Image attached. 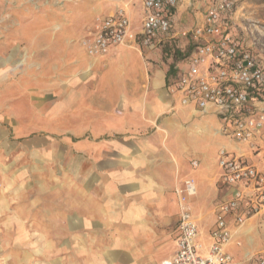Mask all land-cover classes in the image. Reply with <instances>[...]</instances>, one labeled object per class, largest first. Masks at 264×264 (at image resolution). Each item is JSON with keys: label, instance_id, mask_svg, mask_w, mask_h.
I'll return each instance as SVG.
<instances>
[{"label": "crops", "instance_id": "obj_1", "mask_svg": "<svg viewBox=\"0 0 264 264\" xmlns=\"http://www.w3.org/2000/svg\"><path fill=\"white\" fill-rule=\"evenodd\" d=\"M22 1L7 9L3 4L8 17L0 29V177L16 194L2 199L8 215L1 226L6 242L19 248L17 264L173 259L175 189L186 179L194 183L187 202L198 228L197 251L206 255L218 206L236 189L222 180L218 151L244 148L221 132L212 110L181 106L167 89L161 48L175 46L182 55L191 50V39L180 33L196 23L178 29L175 20L190 0L175 10L172 36L148 46L118 45L99 56L88 55L79 40L93 31L100 5L49 0L27 10ZM104 1L120 6L124 0ZM14 147L11 163L23 165L8 175L5 160ZM257 216L239 226L226 216L232 238L225 250L235 264H255L245 258L263 244L254 247L243 226L251 230Z\"/></svg>", "mask_w": 264, "mask_h": 264}, {"label": "built area", "instance_id": "obj_2", "mask_svg": "<svg viewBox=\"0 0 264 264\" xmlns=\"http://www.w3.org/2000/svg\"><path fill=\"white\" fill-rule=\"evenodd\" d=\"M133 1L124 0L113 12L95 18L93 31L79 40L88 55H103L118 45L148 46L159 36L173 35L174 12L182 0H141L138 31L131 27ZM231 7L228 0L210 3L198 23L182 30L181 36L191 39L192 48L178 61L167 89L181 106L212 110L222 123L221 132L244 148L218 151L222 180L236 189L218 206L213 243L204 256L197 251L198 228L187 202L195 192L193 180L186 179L183 188L175 189L179 207L176 251L173 259L159 264H235L225 250L232 238L226 216L239 226L264 213V166L252 161L264 162V62L231 31ZM245 261L264 264V247Z\"/></svg>", "mask_w": 264, "mask_h": 264}, {"label": "rangeland", "instance_id": "obj_3", "mask_svg": "<svg viewBox=\"0 0 264 264\" xmlns=\"http://www.w3.org/2000/svg\"><path fill=\"white\" fill-rule=\"evenodd\" d=\"M49 0H24L22 1L26 6V9L35 10L38 5H47ZM95 4L101 6L100 15L105 14L110 9L118 8V4H112L104 0H93ZM218 0H195L192 1V5L188 8H184V12H178L176 15V26L178 29L188 28L192 24L198 23L200 15L207 5L216 2ZM232 3L230 11V26L231 31L238 37V39L247 47H249L258 57L264 62V0H228ZM5 5L7 9L8 6H17L13 3V0H0V29L2 27L3 18L8 17V11H3L2 6ZM129 15L132 20L133 29H138L140 27V19L142 16L141 11V0H134L129 8ZM6 14V15H5ZM5 15V16H4ZM95 24V19H94ZM1 33V31H0ZM1 39V34H0ZM186 49V48H185ZM183 52L178 50L175 46H164L161 48V60L168 70L170 65H175ZM169 80V79H168ZM167 80V82H168ZM39 135H44L45 133H35ZM33 134V135H35ZM15 132L11 130L10 141H16ZM248 149H246L247 151ZM16 147L12 148L7 155L9 161L8 175L13 172H17L22 168V163H11L12 157L15 155ZM33 190L34 185L29 187ZM28 190V189H27ZM28 190V191H29ZM4 195V196H3ZM16 194L12 190V187H7V180L0 177V205L2 204V199H13ZM16 199V198H15ZM16 203V204H15ZM17 201L14 200L13 204L17 205ZM2 207L0 206V264H17L16 257L19 254V248L16 244L10 242L7 243V236L3 232L1 226V221L6 218L7 213L2 214ZM249 224L243 226L244 233H248L249 237L253 239V246L258 248L261 244L262 249L264 247V213L259 214L255 220L252 221L250 231H247ZM242 245H245V236L238 240ZM259 249V250H260ZM9 256L10 258L5 260L4 258Z\"/></svg>", "mask_w": 264, "mask_h": 264}, {"label": "trees", "instance_id": "obj_4", "mask_svg": "<svg viewBox=\"0 0 264 264\" xmlns=\"http://www.w3.org/2000/svg\"><path fill=\"white\" fill-rule=\"evenodd\" d=\"M182 57H184V55H182L180 58ZM175 73H176L175 65H170L166 73L167 80L170 79Z\"/></svg>", "mask_w": 264, "mask_h": 264}, {"label": "bare ground", "instance_id": "obj_5", "mask_svg": "<svg viewBox=\"0 0 264 264\" xmlns=\"http://www.w3.org/2000/svg\"><path fill=\"white\" fill-rule=\"evenodd\" d=\"M247 231H250V229H247Z\"/></svg>", "mask_w": 264, "mask_h": 264}]
</instances>
